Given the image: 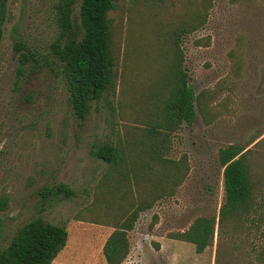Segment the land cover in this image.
Wrapping results in <instances>:
<instances>
[{
    "label": "rangeland",
    "instance_id": "rangeland-1",
    "mask_svg": "<svg viewBox=\"0 0 264 264\" xmlns=\"http://www.w3.org/2000/svg\"><path fill=\"white\" fill-rule=\"evenodd\" d=\"M55 1L0 0V199L6 202L0 210V248L18 226L41 217L67 231L51 264H105L101 249L113 229V209L96 191L107 167L88 150L107 142L120 146L127 174L122 186L128 188L126 196L109 200L124 208L151 200L127 231L128 252L120 264H215V258L216 264H243L226 252L229 244L216 226L200 253L171 234L197 216L216 215L223 197L217 151L227 144L248 143L256 194H264V0H120L113 92L89 101L79 123L49 50L57 35ZM77 10L78 2L72 16ZM193 16L202 23L180 37L179 49L198 107L193 101L192 122L167 136L166 173L161 162L144 165L142 152L156 105L168 93L172 31ZM14 41L34 51L41 66L30 71L27 65L15 83ZM136 151L141 154L131 161ZM107 182L112 184L111 175ZM57 183L72 195L41 201L40 188ZM219 243L223 254L216 253Z\"/></svg>",
    "mask_w": 264,
    "mask_h": 264
},
{
    "label": "trees",
    "instance_id": "trees-1",
    "mask_svg": "<svg viewBox=\"0 0 264 264\" xmlns=\"http://www.w3.org/2000/svg\"><path fill=\"white\" fill-rule=\"evenodd\" d=\"M147 1L156 4L165 0ZM76 2L77 16H72V6ZM122 15L120 0H56L54 3L57 35L50 42V55L57 62V75L66 91V103L78 123L84 118L89 101L99 98L107 90L113 92L120 56L119 22ZM201 23L202 20L193 16L173 29L170 59L165 70L169 76L168 83L164 85L168 93L156 105L154 121L146 130L150 142L142 152L147 158L143 164L146 165L147 161L161 162L166 173L170 169L166 166L169 160L163 154L167 149V136L182 122L190 124L194 104L198 107L197 95H193L182 64L180 37ZM13 49L17 54L15 83L27 65L31 67L30 71L36 68L37 58L34 51L19 41L13 42ZM247 144L230 143L217 151V161L222 169L223 197L216 215L197 216L186 229L174 232L171 237L192 243L194 251L200 253L210 244L216 226L219 234H225L228 254H236L235 257L246 263L264 264V194H256L257 187L247 162ZM136 147L142 148L141 145ZM88 153L106 164L96 196L113 209V213L105 212L111 213L113 229L103 243L102 256L105 264H120L128 252L127 231L133 227L138 213L151 206V200L136 201L128 208H124L117 199L109 200V196L122 198L128 193V188L122 186L127 174L122 166V151L118 143L93 144ZM139 154L137 151L133 153L131 161H135ZM110 175L112 184L107 182ZM133 175L137 176V173ZM148 187L153 189V186ZM72 193L64 183L43 186L39 190L41 201L69 197ZM5 203L1 198L0 210L4 209ZM66 239L64 226L44 221L41 217L32 218L18 226L7 244L0 248V264H51ZM221 245L225 246L223 242ZM220 251L225 253L223 248L220 250L219 243L216 253Z\"/></svg>",
    "mask_w": 264,
    "mask_h": 264
}]
</instances>
